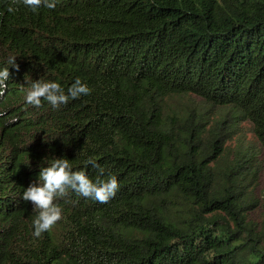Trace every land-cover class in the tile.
<instances>
[{
  "label": "trees",
  "instance_id": "trees-1",
  "mask_svg": "<svg viewBox=\"0 0 264 264\" xmlns=\"http://www.w3.org/2000/svg\"><path fill=\"white\" fill-rule=\"evenodd\" d=\"M0 0V264H264V0ZM15 56L19 70L8 64ZM89 95L28 105L36 80ZM107 203L69 189L34 236L22 199L69 159Z\"/></svg>",
  "mask_w": 264,
  "mask_h": 264
},
{
  "label": "clouds",
  "instance_id": "clouds-1",
  "mask_svg": "<svg viewBox=\"0 0 264 264\" xmlns=\"http://www.w3.org/2000/svg\"><path fill=\"white\" fill-rule=\"evenodd\" d=\"M23 4L33 12H37L41 7L55 9L56 0H10L7 11L14 13L17 6ZM15 56L8 60V64L19 70ZM10 79L9 68L0 70V96L7 90V81ZM91 90L82 83L79 78L67 89L57 82L36 80L27 90L25 100L28 105L40 107L42 101H47L54 108H59L62 104H67L70 99L75 100L82 95H89ZM87 164L99 168L93 158H89ZM104 170L99 168V173L95 181L83 170L73 171L69 159L55 158L46 167H41L38 180L31 183L24 190L22 199L31 202L38 214L33 221L34 236L40 237L44 232L51 231L52 228L62 219V209L55 203L58 197L67 195L69 189L74 190L78 195L92 198L100 203L109 202L119 190V182L115 175L102 179Z\"/></svg>",
  "mask_w": 264,
  "mask_h": 264
}]
</instances>
